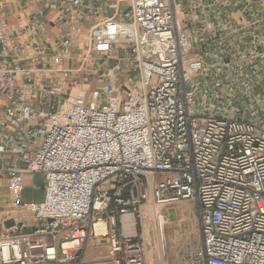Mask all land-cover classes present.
<instances>
[{
  "label": "built area",
  "instance_id": "obj_1",
  "mask_svg": "<svg viewBox=\"0 0 264 264\" xmlns=\"http://www.w3.org/2000/svg\"><path fill=\"white\" fill-rule=\"evenodd\" d=\"M105 1L112 15L99 18L103 5L67 0L50 53L36 43L29 65H0L3 113L18 138L44 119L34 154L10 143L21 158L6 169L10 203L37 228L14 222L2 233L0 264H79L89 239L106 244L107 264H146L140 208L182 201L192 203L200 236L182 264H264V0H223L242 20L216 24L207 60L187 58L196 38L181 26L179 0H128L125 12L124 0ZM88 18L96 22L73 56ZM6 29L0 57L15 49ZM124 70L138 82L120 83ZM81 77L83 85L95 77L98 89L74 93ZM7 146L1 136L0 159ZM35 173L45 177L44 198L25 203L23 176ZM157 222L163 233L168 216Z\"/></svg>",
  "mask_w": 264,
  "mask_h": 264
},
{
  "label": "crops",
  "instance_id": "obj_2",
  "mask_svg": "<svg viewBox=\"0 0 264 264\" xmlns=\"http://www.w3.org/2000/svg\"><path fill=\"white\" fill-rule=\"evenodd\" d=\"M83 1L91 7L100 5L105 7L104 12L99 18L112 15L113 2H107L105 0ZM66 2L67 0H0V24L6 25L7 34L13 36L15 48L9 57H0V65L3 63H18L22 66L29 65L26 59L35 54L34 45L36 43L43 45L48 53H50L55 48V41L60 33L58 21L60 9ZM178 3L180 4L178 18L182 28L188 33L193 34L196 38L194 50L187 57L188 59L197 57L206 59L208 57V54L219 42L217 28H215L217 23H226L229 19L234 23L242 20L241 13L235 12L237 9L229 10L223 0H179ZM95 22L96 20L94 18H88L79 26L80 37L71 41V55H79L75 49L80 46L81 39L87 35L88 30ZM19 26H22L24 30L17 35L13 34ZM37 67L40 66L34 64V68ZM99 70L102 74H110L109 68L106 66L99 68ZM119 76L120 83H126L125 86H129L127 82L130 77V72L124 70ZM22 83L23 81L18 79L16 85L20 87ZM95 84L93 87L98 89V82ZM86 88L87 86L83 85V90ZM76 89L80 90V88ZM4 93L5 91L0 96V137L2 136L8 141V146L6 152L0 159V235L5 233L14 222H23L27 226L26 232L31 233L36 230L37 224L29 212L19 211L10 203L7 192L8 176L6 169L11 166H21V158L16 153L18 150L15 147L16 144L17 146L22 144L24 151L30 155L35 153L42 141L41 135L36 134V132L40 129L44 119L36 117L29 124H26L24 126L25 131L33 134L26 135L23 141H21L18 138L19 135L16 133V130L10 126L7 117L3 113V108L8 104V98ZM34 106L35 114L41 112L43 116L47 113V110L38 102ZM10 143H13L15 146L10 145ZM36 174L41 173L25 174L23 176L24 189L28 184L33 182L35 176H37ZM42 176L43 186L40 200H28L24 198L22 193L23 202L38 203L43 200L45 177L43 174ZM107 255L106 244L103 247L95 246L93 241L89 239L84 246L82 259L79 264H107Z\"/></svg>",
  "mask_w": 264,
  "mask_h": 264
},
{
  "label": "rangeland",
  "instance_id": "obj_3",
  "mask_svg": "<svg viewBox=\"0 0 264 264\" xmlns=\"http://www.w3.org/2000/svg\"><path fill=\"white\" fill-rule=\"evenodd\" d=\"M128 0H124L121 6V12L128 10ZM99 74V73H98ZM139 77L136 74L130 73L128 79L129 84L138 82ZM95 77L91 79V85L87 86L85 90L90 87L92 90L95 83L97 82ZM80 90L75 89V93H80L83 90V77L79 80ZM33 182L28 184L23 191V196L30 200H40V195L42 194L43 186V176L42 174H36ZM112 184H101L99 186V192L104 193L110 191ZM149 209H153L154 213H149ZM142 220L138 221V228L141 231V238L147 246L148 252L146 255V264L152 261V264H161L156 251L159 246L158 232L161 228L158 227L157 216L167 215L169 223L164 226V231L162 233V239L160 245H164V250L168 256L169 264H182L184 257L195 251L200 246V236L198 230V222L196 221L193 214V205L188 201H182L176 205L160 207L155 204H146L140 208ZM157 213V216H156ZM161 226V223H160ZM162 232V231H161ZM101 244L100 247H103ZM149 254L151 257L149 259Z\"/></svg>",
  "mask_w": 264,
  "mask_h": 264
},
{
  "label": "bare ground",
  "instance_id": "obj_4",
  "mask_svg": "<svg viewBox=\"0 0 264 264\" xmlns=\"http://www.w3.org/2000/svg\"><path fill=\"white\" fill-rule=\"evenodd\" d=\"M75 93V92H74ZM155 211H153V209H149V213H154ZM156 216H157V213H156ZM96 230H97V232H103L104 231V224L102 223V222H100L97 226H96ZM158 239H159V246H158V249H157V251L155 252L156 253V255L158 256V258H159V260H160V258H161V260H162V257H164V251H163V248H162V246L160 245V241H161V239H162V232L161 231H159L158 232ZM150 257H151V254H149V259H150ZM165 258V257H164ZM151 260V259H150ZM160 260V261H161ZM149 264H152V261H149Z\"/></svg>",
  "mask_w": 264,
  "mask_h": 264
}]
</instances>
